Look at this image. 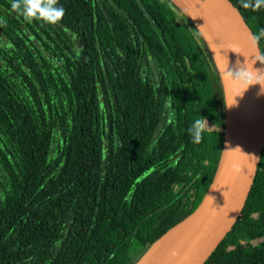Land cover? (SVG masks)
<instances>
[{"label": "trees", "instance_id": "1", "mask_svg": "<svg viewBox=\"0 0 264 264\" xmlns=\"http://www.w3.org/2000/svg\"><path fill=\"white\" fill-rule=\"evenodd\" d=\"M231 1L264 29V8ZM58 3L65 15L48 24L0 0V264H134L212 178L219 71L175 0ZM200 115L213 130L194 143ZM203 264H264V145L240 216Z\"/></svg>", "mask_w": 264, "mask_h": 264}, {"label": "water", "instance_id": "2", "mask_svg": "<svg viewBox=\"0 0 264 264\" xmlns=\"http://www.w3.org/2000/svg\"><path fill=\"white\" fill-rule=\"evenodd\" d=\"M175 1L202 34L218 68L225 106L223 143L196 206L134 264H203L240 216L264 145V77L262 86L248 85L231 73L243 65L264 70V64L252 61L261 53L249 39L252 29L231 0Z\"/></svg>", "mask_w": 264, "mask_h": 264}, {"label": "clouds", "instance_id": "3", "mask_svg": "<svg viewBox=\"0 0 264 264\" xmlns=\"http://www.w3.org/2000/svg\"><path fill=\"white\" fill-rule=\"evenodd\" d=\"M240 2L242 7L252 8L254 11L264 8V0H240ZM11 8L29 22L38 20L48 24H57L65 15V9L59 5L58 0H11ZM249 39L252 46L258 48L260 40L264 39V29H260L256 34H251ZM256 60L264 64V53L257 52L253 56V63ZM237 63L239 64V61ZM231 73L239 76L242 80H247L248 85L259 83L262 86L260 79L264 77V70L253 69L252 66L249 69L243 65L238 71ZM207 130L213 129L208 127L206 118L200 115V118L194 120L187 131L194 143H200L203 133Z\"/></svg>", "mask_w": 264, "mask_h": 264}, {"label": "rangeland", "instance_id": "4", "mask_svg": "<svg viewBox=\"0 0 264 264\" xmlns=\"http://www.w3.org/2000/svg\"><path fill=\"white\" fill-rule=\"evenodd\" d=\"M242 243L244 244V245H246V242L245 241H242ZM252 243V242H251ZM231 249V248H230Z\"/></svg>", "mask_w": 264, "mask_h": 264}]
</instances>
